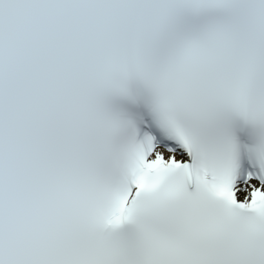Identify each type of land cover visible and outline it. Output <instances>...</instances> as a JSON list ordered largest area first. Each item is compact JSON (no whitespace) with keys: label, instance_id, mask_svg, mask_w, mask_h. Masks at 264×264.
<instances>
[{"label":"snow or ice","instance_id":"1","mask_svg":"<svg viewBox=\"0 0 264 264\" xmlns=\"http://www.w3.org/2000/svg\"><path fill=\"white\" fill-rule=\"evenodd\" d=\"M0 264H264V0H0Z\"/></svg>","mask_w":264,"mask_h":264}]
</instances>
